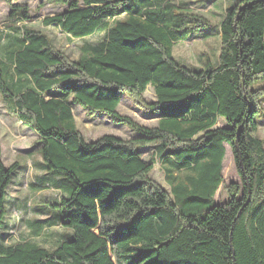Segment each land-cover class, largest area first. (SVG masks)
Here are the masks:
<instances>
[{
	"label": "trees",
	"instance_id": "16d2710c",
	"mask_svg": "<svg viewBox=\"0 0 264 264\" xmlns=\"http://www.w3.org/2000/svg\"><path fill=\"white\" fill-rule=\"evenodd\" d=\"M48 1L63 9L44 16V27L72 39L104 36L73 59L42 30L22 27L10 41L18 48L8 51L9 62L0 60L6 109L37 134L43 175L29 186L58 192L43 205L53 220L29 227L36 237L57 223L68 231L53 249L6 244L3 234L0 264H264V140L255 118L264 97V0L224 8L217 63L200 69L179 63L173 48L212 23L183 3ZM7 2L10 19L34 17ZM149 86L151 101L144 98ZM122 94L155 125L121 114ZM72 105L134 135L86 141ZM225 144L239 181L216 202ZM141 148L152 149L148 160ZM154 163L165 167L170 191L150 177ZM18 168L5 166L0 150V229Z\"/></svg>",
	"mask_w": 264,
	"mask_h": 264
},
{
	"label": "rangeland",
	"instance_id": "374dc122",
	"mask_svg": "<svg viewBox=\"0 0 264 264\" xmlns=\"http://www.w3.org/2000/svg\"><path fill=\"white\" fill-rule=\"evenodd\" d=\"M175 3L185 4L191 10L204 15L210 20L212 26L200 32L189 35L187 40L177 43L173 48V56L176 60L189 68H204L208 61L217 63L220 40L218 25L222 20L224 8L234 4L236 0H173ZM12 4L24 5L27 13L34 16L30 22H22L21 18H9L11 13L10 3L0 0V60L8 63V51L17 49V43L13 40L18 36L22 27L42 30L53 41L56 47L71 58L76 59L85 45H93L100 41L104 33L96 32L82 39H72L55 27H44L41 19L49 14L63 9L61 6L48 0H10ZM208 33V34H206ZM205 34V35H204ZM264 84V82L262 83ZM146 100H154V93L149 86L144 93ZM118 111L131 117L136 122L146 126L155 125V118L139 111L131 98L122 94ZM73 117L77 129L86 141H92L104 134H110L122 139L130 138L134 132L123 124L113 123L104 114H88L79 105H72ZM258 121V136L264 140V97L260 100L259 111L255 115ZM37 134L34 130L24 126L18 119L10 114L0 95V150L1 160L5 166L13 163L19 164V168L13 173L6 194V212L4 228L0 229V236L5 234L6 244L32 241L47 249H53L59 240L61 233L68 232L60 224L44 227L40 236H34L29 227L32 220L51 219L52 214L43 208L46 200H51L58 195L52 189L33 191L29 183L35 182L43 175L39 169L41 158L36 148ZM225 157L222 162V183L215 194L216 202H222L227 198L226 186L232 182H238L234 157L230 145L225 144ZM151 148H141V156L148 160ZM189 173L183 171L180 176ZM191 174V173H190ZM165 167L154 163L150 177L170 191L168 181L164 179ZM177 179V175H176ZM182 208V205H179ZM4 238L2 240H4Z\"/></svg>",
	"mask_w": 264,
	"mask_h": 264
}]
</instances>
